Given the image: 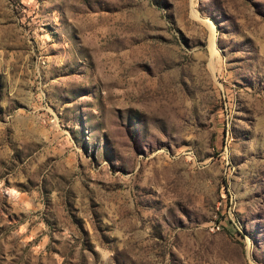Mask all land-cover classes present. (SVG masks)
<instances>
[{
	"label": "rangeland",
	"instance_id": "rangeland-1",
	"mask_svg": "<svg viewBox=\"0 0 264 264\" xmlns=\"http://www.w3.org/2000/svg\"><path fill=\"white\" fill-rule=\"evenodd\" d=\"M0 264H264V0H0Z\"/></svg>",
	"mask_w": 264,
	"mask_h": 264
}]
</instances>
